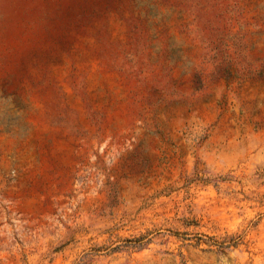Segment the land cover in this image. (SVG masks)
<instances>
[{"label":"rangeland","instance_id":"1","mask_svg":"<svg viewBox=\"0 0 264 264\" xmlns=\"http://www.w3.org/2000/svg\"><path fill=\"white\" fill-rule=\"evenodd\" d=\"M0 264H264V0H0Z\"/></svg>","mask_w":264,"mask_h":264}]
</instances>
